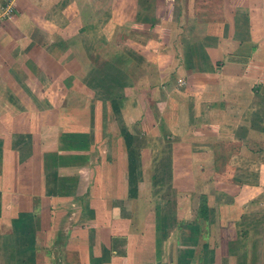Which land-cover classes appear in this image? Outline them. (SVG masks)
Here are the masks:
<instances>
[{"label":"rangeland","instance_id":"1","mask_svg":"<svg viewBox=\"0 0 264 264\" xmlns=\"http://www.w3.org/2000/svg\"><path fill=\"white\" fill-rule=\"evenodd\" d=\"M10 1L3 3L9 11L0 14V21L9 17L7 14L20 11V2ZM91 2V17L88 10L78 9L72 24L69 22L72 32L46 35L47 40H40L41 49L31 50V61L23 67L30 84L21 81L18 74L13 84L17 89L28 85L27 90L36 93L32 104L45 110L38 122L50 125L55 121L62 138L70 130L83 140L93 153L88 171L94 173V182L100 181L98 195L101 196L103 183L111 181L114 192L108 197L115 202L118 200L113 196L121 197L125 188L130 189L126 173L128 152L122 131L132 134L136 199H130V195V200L122 198L117 215V210H113L115 202L112 205L104 197L106 205L99 210L98 225L103 228L102 237L98 241L94 238V243L114 255L116 250L121 251L118 242H123L126 254L129 240L131 248H135L140 235L149 237L151 232L157 241V256L151 264H264V91L247 101V90L240 89L242 94L233 99L234 110L214 106L218 99L212 81L217 76H202L213 68L205 61L202 65L195 62L191 41L207 38L212 43H206V48L213 47L215 38L210 33H214L215 20L208 12L204 19L206 10L196 7L198 3L189 9L196 14L198 8L194 21L200 22L204 33L191 25L192 19L187 22L180 17L186 9L180 2L159 0L158 8L155 2L140 3L143 15L137 18L124 17L119 0ZM76 4L78 8L85 7L82 0H76ZM217 4L218 11L228 12V2ZM125 5L129 16L131 1ZM151 8L156 11L151 12ZM166 11L171 15H166ZM152 13L155 17H147ZM238 18L237 24L245 29L247 22ZM169 19L174 21V35L169 26L165 27ZM55 21L61 22L60 18ZM216 21L214 25L228 26V19ZM53 22L49 23L52 28ZM87 22L91 23L83 33L80 30ZM76 27L80 32H76ZM227 43V49L231 47L228 56H248L254 42L251 40L244 47ZM206 58L209 62L208 51ZM219 66L220 71L241 70L239 64ZM257 83L264 85V77ZM227 97L231 99L230 95ZM113 102L119 109L113 108ZM105 175L109 181L104 180ZM202 194L207 195L209 204L207 219L198 215ZM73 212L75 216L69 214L72 219L83 218L80 223L87 222L89 210H85V205ZM108 225L115 228L106 231ZM86 231L89 236L99 234L95 227ZM78 232L81 233L79 228ZM80 242L77 241L82 246ZM91 242L87 250L92 249ZM59 244L61 252L56 257L54 243L40 235L38 263L59 264L60 260L66 264L62 257L65 244ZM145 254L136 264L151 261L150 246ZM128 260L125 259L127 263ZM0 264H6L3 254Z\"/></svg>","mask_w":264,"mask_h":264},{"label":"crops","instance_id":"2","mask_svg":"<svg viewBox=\"0 0 264 264\" xmlns=\"http://www.w3.org/2000/svg\"><path fill=\"white\" fill-rule=\"evenodd\" d=\"M8 1L0 0L1 15H6L7 9L3 7V3ZM82 1L85 2L84 8H78L76 0H11L12 3L20 2L17 3L21 4L19 5L21 6L20 11L7 14L9 17L5 16L6 19L3 18L0 21L2 22L0 24V256L2 254L5 256L6 264H39L37 253L40 235L44 236L45 241L54 243L52 249L56 257L61 252L59 243L65 244L62 257L65 263L67 262L66 264H114L116 262L136 264L138 259L145 257V252L148 251L149 246L153 254V256L150 254L152 257L149 259L157 256V241L155 233L151 234V232L149 237L142 233L141 239H139L140 243L135 248H131L129 240V245H126V254H124L125 243L123 242H118L121 251L116 250L117 252H113L114 255L106 251V247L96 245V241V244L94 243V238L98 241V238L101 239L102 237L100 231L103 228L100 229L98 225L101 222L99 210L106 205L104 197L107 201H111L112 205L115 202L108 197L114 192V189L111 190L114 183L111 181L106 182V185L103 183L101 196L98 195L99 191L96 190L99 189L97 183L100 181L94 182V173L88 171L91 162L90 154L93 153L87 149L83 140L77 138L74 131L69 130L63 134L66 137L62 138L60 128H56L55 121H52L53 124L50 125H43V123L38 122V116H44L45 110H40L32 104L35 102L33 100L36 98V93L27 90L30 81L25 75L23 67L31 61V59L29 60L31 50L34 48L41 49L40 40H47L46 35H55L57 32L62 35L63 33L68 34L78 9L93 11L91 2L93 0ZM119 1L123 3V16L132 18L143 15L140 10L142 3L155 2L157 8V3H159V0ZM128 1H131L129 16L126 15L125 5ZM165 1L183 3V8L186 9L182 11L180 17L187 22L192 19L191 25L200 27L198 32L204 33V29L200 22L194 21L198 8L195 10V12L197 11L196 14L192 13L191 8L189 9L191 5L198 3V6L195 4L196 7L206 10L204 19L206 12H208L209 16L215 20L212 26L214 33H210L215 38L213 47L208 46L209 48H206V43L210 45L212 43V40L207 41V38L191 41L194 45L193 50H195V62L202 65V61H205V64L213 68L211 70L213 72L205 71L202 76L206 79L208 76H217V80L212 81V88L216 94V99H218L214 102V106H224L226 110H234V96L239 97L242 94L240 90L242 88L247 90L248 96L245 97L247 101L250 97L253 98L255 94H262L264 85L256 84V82L264 77V0ZM221 2L229 3L225 5L226 8L228 6L226 14L217 9V3ZM200 3H203V7L200 6ZM237 4L241 5L238 6ZM14 6L16 8L15 4ZM152 10L151 8L150 11L152 12ZM166 12L165 14L168 15L170 11ZM89 14L88 17L93 15L90 12ZM14 16L15 18H13ZM153 16L152 13L147 17ZM238 16L247 22L245 29L241 27L242 24H237ZM56 18H60L61 22H53ZM225 19H228L227 27L214 25L218 22L216 20L224 21ZM52 22L55 23L53 28L49 24ZM173 22L170 20L169 24L161 23V25L171 28ZM90 23L83 24V28L79 30L84 33L86 25ZM76 30V32H80L77 27ZM171 33L174 35L173 28H171ZM251 40L254 42L251 47L253 50L248 56H228L227 50H230L231 47L227 49V41L240 43L244 47ZM222 44H225L226 47ZM241 45L239 46L240 49H242ZM207 51L209 62L206 58ZM26 54L28 57L24 59ZM240 54L242 53L240 52ZM218 59H222V62ZM219 63H226L228 66L239 64L241 70L237 72L235 70H233L234 72L220 71ZM10 69L13 72H10ZM15 74L20 75V80L27 81L28 85L20 89L15 88L13 84L16 81L13 80ZM217 94L220 95V98L217 97ZM227 95L231 96L230 100ZM32 115L34 119H31ZM49 128L53 130V133L50 132ZM70 134L72 137H69ZM63 148L65 151L62 150ZM126 173L128 185V164ZM106 180L109 181L108 178ZM123 191L121 197H112L116 201L118 200L113 207L114 211L117 210V215L119 213L118 206L122 204L121 199L130 198L128 187ZM130 199L135 200L136 198L131 197ZM130 204L134 205L133 203ZM83 205H85V210H89L85 217L88 223H83L84 221L80 223L83 218L73 217L72 219L69 216L71 212L74 215L75 208L80 209ZM48 217L51 219L47 220ZM119 220L122 221L124 218H119ZM83 224H85V229L82 228ZM108 226L109 229L106 230ZM108 226L104 227L106 231L115 228L112 225ZM89 227L97 228L99 234L96 232L95 236L93 234L89 236L88 231H86ZM78 228L81 233L78 232ZM156 228L155 226V232ZM62 232L65 233V238L63 235L61 236ZM78 240H81L82 246H79ZM117 240L118 237L114 239L113 244ZM89 242L93 243V247L87 250L91 246ZM148 242L147 246L146 243ZM110 250L113 251L115 248L112 246ZM125 259H129L128 263ZM144 261L142 260L140 264L145 263ZM149 262L146 261V264H151L152 260ZM59 264H61L60 260Z\"/></svg>","mask_w":264,"mask_h":264},{"label":"trees","instance_id":"3","mask_svg":"<svg viewBox=\"0 0 264 264\" xmlns=\"http://www.w3.org/2000/svg\"><path fill=\"white\" fill-rule=\"evenodd\" d=\"M112 106L113 108L119 109L115 102L112 103ZM122 134L125 141L126 150L128 152V182L130 184L129 195L131 197H135L137 194V167L135 149L132 143V134L128 133L126 130H123ZM208 205L207 195L202 194L200 197L198 215L204 219H207L209 215L210 209Z\"/></svg>","mask_w":264,"mask_h":264},{"label":"built area","instance_id":"4","mask_svg":"<svg viewBox=\"0 0 264 264\" xmlns=\"http://www.w3.org/2000/svg\"><path fill=\"white\" fill-rule=\"evenodd\" d=\"M7 12L9 11V9L6 10Z\"/></svg>","mask_w":264,"mask_h":264}]
</instances>
